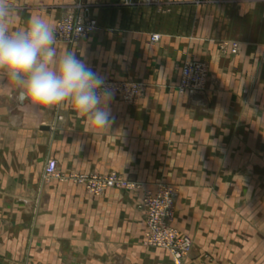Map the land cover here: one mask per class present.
I'll use <instances>...</instances> for the list:
<instances>
[{
    "label": "crops",
    "instance_id": "1",
    "mask_svg": "<svg viewBox=\"0 0 264 264\" xmlns=\"http://www.w3.org/2000/svg\"><path fill=\"white\" fill-rule=\"evenodd\" d=\"M78 2L98 27L73 45L57 43L58 53L75 52L106 80L143 85L133 112L110 106L114 119L144 121L143 128L135 124L134 149L149 155L135 153V160L158 167L164 160L159 153L170 152L168 166H190L185 153L216 152L221 136L264 135L257 131L264 117L254 123L260 109L253 106L264 104V95L250 93L264 88V0H162L155 6L12 0L11 23L20 28L39 15L55 25L63 7ZM154 34L160 36L155 43ZM225 42L228 48L237 45L236 54L221 52ZM187 60L210 64L209 113L177 92L180 67ZM58 116L64 122H57ZM154 120L165 126H154ZM87 121L70 103L27 109L15 92L0 90V264H173L167 251L144 245L146 227L136 201L127 203L132 198L106 195L112 202L91 204L81 214L75 190L45 182L47 160L60 162L64 149H71L68 139L87 135ZM243 182L250 195H259L258 210L264 214V178L251 174ZM180 231L192 232L188 226ZM220 245L199 242L189 264H264V255L233 256Z\"/></svg>",
    "mask_w": 264,
    "mask_h": 264
},
{
    "label": "rangeland",
    "instance_id": "2",
    "mask_svg": "<svg viewBox=\"0 0 264 264\" xmlns=\"http://www.w3.org/2000/svg\"><path fill=\"white\" fill-rule=\"evenodd\" d=\"M87 11L85 5L79 2L74 7L64 6L55 22L57 34L64 36L65 29L58 30L57 26L68 17L74 18L76 23L92 19L85 17ZM97 27L96 21L95 29L85 37ZM63 36L60 38L57 35V43L73 45L85 38L70 42ZM152 36H158V41L160 40V36L154 34L151 35V41ZM220 49L222 53L230 51L236 54L237 45L232 43L228 48V43L225 42ZM185 65L188 71L182 77ZM182 80L184 84L187 82L186 86L181 87ZM106 81L114 91L115 100L112 101H117L110 106L123 107L133 112L144 93L143 85L132 80ZM210 81L208 61L187 60L180 67L177 92L187 95L191 106L209 113L212 110L207 98ZM250 93L264 95V88H252ZM253 106L260 109L254 120L257 124V119L264 117V104ZM57 122H64L62 116L57 117ZM136 122L138 128H143L144 121L134 119L115 118L110 128H100L89 122L87 135L68 139L71 149H64L60 162L47 160V163L55 161L57 167L55 174L50 177L45 175L44 170L45 182H54L75 190L78 193L79 207L84 209L81 214H85V208H89L91 204L98 207L107 202L105 198L111 196L106 195L122 194L132 198L127 203L136 201V207L142 213L146 227L144 245L165 250L170 257L168 250L146 242L148 220L155 213H159L163 226L172 227L178 235L192 242L190 255L195 246L199 242L203 243L205 239L221 243V250L233 256L264 255V214L258 210L262 206V200L259 195H250L248 186L243 182L245 176L251 174L264 178V135H224L221 136V149L216 152L185 153L184 155L191 157L190 166H168L167 159L169 160L171 153L163 152L159 153L164 157L163 162L158 167H148V162L135 160V153L138 156L149 155L135 152ZM153 123L154 126H165L164 121L154 120ZM257 131L264 132V123H260ZM112 180L110 185L108 182ZM139 196L140 200L137 201ZM186 226L190 227L192 234L180 231ZM200 237L202 239L199 240ZM206 256L211 255L208 253Z\"/></svg>",
    "mask_w": 264,
    "mask_h": 264
},
{
    "label": "clouds",
    "instance_id": "3",
    "mask_svg": "<svg viewBox=\"0 0 264 264\" xmlns=\"http://www.w3.org/2000/svg\"><path fill=\"white\" fill-rule=\"evenodd\" d=\"M14 12L12 0H0V90L15 92L27 109L70 103L90 123L110 128L114 91L106 78L75 52L58 53L57 29L47 18L34 15L16 28Z\"/></svg>",
    "mask_w": 264,
    "mask_h": 264
},
{
    "label": "built area",
    "instance_id": "4",
    "mask_svg": "<svg viewBox=\"0 0 264 264\" xmlns=\"http://www.w3.org/2000/svg\"><path fill=\"white\" fill-rule=\"evenodd\" d=\"M117 3L123 5H151L158 4L162 0H113ZM96 21L89 19L86 22H78L76 23L75 19L72 17H68L65 20L59 22L57 28H64V36L61 33L60 38L63 36L70 42L77 41L89 32L95 29ZM67 29V31H66ZM158 36H152V41H158ZM188 71L187 65H185L182 69V77ZM185 77V76H184ZM187 82L184 84L183 80L181 81V87L186 86ZM56 162L49 161L46 164L45 175L52 176L56 172ZM110 185L113 183L112 181L108 182ZM146 242L149 245L154 247H161L168 250L171 254L173 264H189L188 258L190 256L192 250V242L185 237H181L178 233L172 228L162 225V219L160 218L159 213L153 214L148 220V232Z\"/></svg>",
    "mask_w": 264,
    "mask_h": 264
},
{
    "label": "water",
    "instance_id": "5",
    "mask_svg": "<svg viewBox=\"0 0 264 264\" xmlns=\"http://www.w3.org/2000/svg\"><path fill=\"white\" fill-rule=\"evenodd\" d=\"M43 130H47V128L44 127Z\"/></svg>",
    "mask_w": 264,
    "mask_h": 264
}]
</instances>
